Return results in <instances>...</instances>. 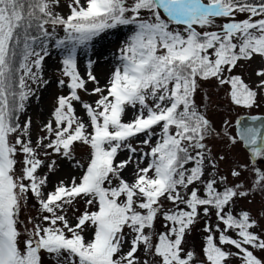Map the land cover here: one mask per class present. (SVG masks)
Returning a JSON list of instances; mask_svg holds the SVG:
<instances>
[{"label":"snow or ice","instance_id":"obj_1","mask_svg":"<svg viewBox=\"0 0 264 264\" xmlns=\"http://www.w3.org/2000/svg\"><path fill=\"white\" fill-rule=\"evenodd\" d=\"M221 93L264 103V0H0V264H264V202L236 208L264 200V115L217 128Z\"/></svg>","mask_w":264,"mask_h":264},{"label":"rangeland","instance_id":"obj_2","mask_svg":"<svg viewBox=\"0 0 264 264\" xmlns=\"http://www.w3.org/2000/svg\"><path fill=\"white\" fill-rule=\"evenodd\" d=\"M128 29L127 28H122L119 30V32H116L115 30L109 32L108 36L104 40H98L94 47L97 52L102 53V55L98 57H93L94 59H98L99 63L97 64L95 68V72L98 75V77L102 80L109 72V64L105 63L106 60H109L112 58V54L114 49L118 46L119 41L117 40V36L120 37V39H123L124 36L127 34ZM112 41H115L116 43H112ZM91 55L90 52H84L81 50V53L79 55L80 61H81V71L84 70V64L86 63L87 59ZM46 66H47V71L45 73L46 77L49 78L50 80L54 79L55 76L54 74L58 75L57 73V68L59 67L58 64V53L56 50L52 51V55L50 58L46 60ZM89 87L91 88L92 85L90 84ZM205 90H207V86L205 87ZM58 89L55 84H52L51 87H49L47 90H44L41 95V99L34 101L33 106L30 109V114L33 116V120L36 125L40 124L41 120L45 119L48 117V113L51 109L54 96L57 93ZM66 91V90H65ZM216 91V90H213ZM83 98L85 100L91 101L94 100L95 97H89L87 95L82 94ZM213 101L215 102L217 100L216 96L212 97ZM219 104L222 106H217L215 111L211 114L212 119L215 122V126L217 128H220L222 125V122L224 119H229L233 122V127L231 128V131L234 132V122L235 119L241 115L245 114H261L264 115V103L261 104V107L258 109H252L251 113L247 112L243 108H236L235 110H231L230 106L227 104L226 101L223 99V93L220 95V101ZM78 109V114L84 115L83 111L80 109L79 105H77ZM35 126L33 131L35 132ZM213 144L216 145L215 150H219L220 145L213 141ZM86 151V149H81L79 145H77V152L79 155H82L83 152ZM233 156L236 158L240 159L241 161L244 160L245 158V153L244 151L240 148L238 145L237 148L233 151ZM227 165H225L226 167ZM68 174V168L64 167L60 172H58L56 175L50 176L49 178V188L52 187V185L62 177H65ZM264 202L262 198L257 195L255 200L252 203H249L248 201L240 200L236 204L237 210L239 209H251L253 214H255L258 210L261 208V204ZM32 201L29 202V207L31 208ZM82 207V205H81ZM29 213L25 211L22 215L27 216ZM262 225H264V221L261 222ZM157 227L159 228L160 225L159 223L157 224ZM189 244L193 245L195 247V251L197 253L200 252V243L202 240L201 236V229L200 226L198 225L196 230L193 231V233L189 236Z\"/></svg>","mask_w":264,"mask_h":264},{"label":"water","instance_id":"obj_3","mask_svg":"<svg viewBox=\"0 0 264 264\" xmlns=\"http://www.w3.org/2000/svg\"><path fill=\"white\" fill-rule=\"evenodd\" d=\"M249 115H243V116H240L238 118L242 119L244 123H253L252 121L249 120ZM257 125L259 124V122H255ZM235 131H236V127H235Z\"/></svg>","mask_w":264,"mask_h":264},{"label":"bare ground","instance_id":"obj_4","mask_svg":"<svg viewBox=\"0 0 264 264\" xmlns=\"http://www.w3.org/2000/svg\"><path fill=\"white\" fill-rule=\"evenodd\" d=\"M109 60H111V59H109ZM103 80H104V78L101 80L102 83H103Z\"/></svg>","mask_w":264,"mask_h":264},{"label":"trees","instance_id":"obj_5","mask_svg":"<svg viewBox=\"0 0 264 264\" xmlns=\"http://www.w3.org/2000/svg\"><path fill=\"white\" fill-rule=\"evenodd\" d=\"M190 238V237H189Z\"/></svg>","mask_w":264,"mask_h":264}]
</instances>
